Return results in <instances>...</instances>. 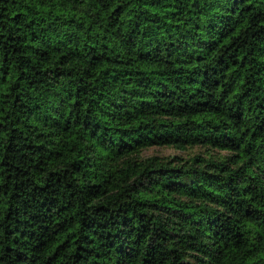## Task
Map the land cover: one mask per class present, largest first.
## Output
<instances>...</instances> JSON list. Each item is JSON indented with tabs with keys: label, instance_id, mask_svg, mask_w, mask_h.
I'll return each instance as SVG.
<instances>
[{
	"label": "trees",
	"instance_id": "obj_1",
	"mask_svg": "<svg viewBox=\"0 0 264 264\" xmlns=\"http://www.w3.org/2000/svg\"><path fill=\"white\" fill-rule=\"evenodd\" d=\"M0 264H264V0H0Z\"/></svg>",
	"mask_w": 264,
	"mask_h": 264
},
{
	"label": "rangeland",
	"instance_id": "obj_2",
	"mask_svg": "<svg viewBox=\"0 0 264 264\" xmlns=\"http://www.w3.org/2000/svg\"><path fill=\"white\" fill-rule=\"evenodd\" d=\"M197 153H203L202 149L193 148V149L181 151V150H178L172 147L153 146L143 151V154L145 156L157 155V156H160L162 158H167V159L173 158L174 156L187 158Z\"/></svg>",
	"mask_w": 264,
	"mask_h": 264
}]
</instances>
